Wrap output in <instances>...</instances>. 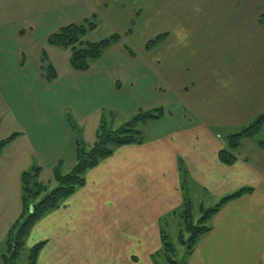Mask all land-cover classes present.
I'll return each mask as SVG.
<instances>
[{
  "label": "crops",
  "instance_id": "0c3cea01",
  "mask_svg": "<svg viewBox=\"0 0 264 264\" xmlns=\"http://www.w3.org/2000/svg\"><path fill=\"white\" fill-rule=\"evenodd\" d=\"M130 2L0 0V120L11 112L12 118L22 125L17 131L20 134L0 155L21 140L26 145L22 154L37 160L40 167L50 170L59 160L62 167L74 164V133L63 110H70L75 117L83 116L84 112L71 108V98L78 96L69 94L65 86L68 82H56L57 76L47 81L40 72L38 80H31L21 66L30 56L39 60L42 45L51 46L46 43L47 36L60 27L82 23L92 15L98 20L114 21L122 12L120 8L125 7L134 14ZM256 28L262 30L259 24ZM163 41L167 43L166 39ZM121 52L119 56L103 53L97 60L113 70L117 65H129L127 73L113 76L116 95L123 91L121 81H125V89L130 88L144 80L146 70H153L158 87L166 88L163 94L170 92L176 98L171 97L168 104L154 102L162 104L159 106L164 115L145 124L143 143L116 147L110 156L86 171L83 186L35 222L25 244L30 248L45 242L35 264H155L153 255L161 248V227L167 233L166 229L176 223L177 218L171 213L181 207L183 200L180 161L187 169L190 194L196 198L197 208L200 204L213 205L239 188H251L225 203L211 218L210 231L199 238L186 264H264V150L255 139L243 138L234 150L232 165L223 164L218 158L225 145L224 135L238 130L264 110V55L229 61L228 66L217 60L215 64L224 67H212L227 69L224 74L213 75L215 82L206 79L209 71L205 70L203 77L198 75L195 61L194 78L186 85L184 75L177 76L185 73L186 63L184 68H177L169 58L168 66L161 72L154 59ZM187 59L176 58V62ZM258 59L260 66L254 65ZM204 60L198 61L203 64L207 62ZM39 63L36 68L40 71ZM96 76L85 88L99 94L102 85L96 82ZM150 77L153 78L149 73L151 81ZM160 78L169 80V85H163ZM151 85L155 87L156 82ZM257 91L258 110L251 107ZM27 95H33V107H27ZM150 108L153 107H146ZM126 109H130L131 116L143 108L120 106L121 111ZM28 167L19 168V173L31 168ZM16 218L8 222L6 235Z\"/></svg>",
  "mask_w": 264,
  "mask_h": 264
},
{
  "label": "rangeland",
  "instance_id": "374dc122",
  "mask_svg": "<svg viewBox=\"0 0 264 264\" xmlns=\"http://www.w3.org/2000/svg\"><path fill=\"white\" fill-rule=\"evenodd\" d=\"M130 5H133L134 14L130 10L120 8L122 12L117 19L98 20L96 19L97 27L95 30L88 32L83 41H99L109 37L114 33L122 35V41H118L104 52V55L119 56L121 51H125L123 43L132 48L138 57L141 59H154L156 63L165 69L170 63L177 68L183 67L188 81L194 78L193 69L194 63L197 61L198 75L203 77V72L209 71L206 79L216 81L213 75L226 73L227 68L217 69L212 66H220L215 64L217 60L226 62L235 60H247L256 58L261 54L264 55V35L262 30L256 28L257 17L263 11V6L260 0H133ZM34 3V2H33ZM142 5L136 8V5ZM135 20V22H134ZM260 31V32H259ZM166 33L167 43L164 41L154 46L151 50L145 49V44L157 34ZM47 52L48 59L55 69L58 80L56 82H68L66 87L69 94L73 92L78 97L71 98V108L77 112H84L80 117H75L72 112L64 111L66 119H71L74 124V133L86 147L92 146L96 140V132L99 128L101 116L104 115L108 124L118 126L129 119L130 109L120 110V106L124 107H156L166 102L169 99L176 98L175 96L164 95L165 89L158 87V77L153 70L144 72V80L136 82L130 88L125 89V81H121L123 91L118 92L113 88V76H121L127 73L129 65H117L113 70L109 67H103L99 62L94 61L91 64L90 70L76 71L71 68L69 63L70 51L54 46L42 45ZM182 53H179L180 50ZM216 56H219L217 58ZM176 58L185 59L186 62H176ZM201 58L207 59V62L201 64L198 60ZM205 61V60H204ZM255 60H253L254 62ZM255 61L254 65H259L260 62ZM39 60L34 57L27 58V61L21 66L27 77L31 80L40 78L38 68ZM139 65L138 63H136ZM47 63L43 66L46 67ZM264 65V64H263ZM259 66L257 70L261 71ZM37 67V68H36ZM221 67H224L221 65ZM231 67V66H229ZM228 67V68H229ZM135 68V66H134ZM136 69V68H135ZM262 69V68H261ZM264 71V69H262ZM231 71V70H230ZM150 73L151 81L148 78ZM258 73V72H257ZM154 74V75H152ZM259 74V73H258ZM93 75H97L98 81L102 85L101 93L96 94L89 91L90 88L85 85ZM90 77V78H89ZM69 78L71 80L67 81ZM88 78V79H87ZM113 78V79H112ZM87 79V80H86ZM161 79V78H160ZM165 84L169 85V80L161 79ZM185 80L182 79V82ZM206 81V80H204ZM151 82H156V86L151 87ZM104 85V86H103ZM114 93H113V92ZM170 91V90H169ZM259 91V90H258ZM257 91V92H258ZM188 91H183L187 93ZM120 93V94H119ZM165 97H164V96ZM116 96V97H112ZM260 93H253L251 107L259 109L257 103ZM165 99V100H164ZM33 95H27V107H33ZM161 100V103H154ZM105 101L106 104L103 103ZM131 102L128 104V102ZM168 102V103H167ZM112 104L116 109H112ZM120 104V105H119ZM134 104V106H131ZM257 105V106H256ZM133 110H137L136 108ZM132 111V110H131ZM0 120V139H4L10 134L20 131L22 125L18 120H14L12 113L8 112L1 116ZM143 136L146 135L144 130L145 125H139ZM236 131V129H235ZM234 132V131H233ZM264 134V126L257 137ZM21 140H16L11 146L0 155V254L6 252V227L8 222L15 219L21 210V182L19 168L32 165L40 166L30 157L22 154L26 150V145ZM21 150V152L19 151ZM31 164V165H29ZM72 166V165H71ZM71 167H62V172L66 173ZM39 181L46 184L49 188L55 186L52 169L48 170L41 167ZM193 202V213L198 214L197 204L194 195L190 194ZM197 202V203H196ZM208 204V203H206ZM205 205V206H210ZM175 217V216H173ZM175 223V222H174ZM178 221L172 227L166 229L172 243L177 248V258L180 259L183 254L184 247L177 242ZM165 231V228H164ZM29 247L26 245L21 251L14 264H27V256Z\"/></svg>",
  "mask_w": 264,
  "mask_h": 264
},
{
  "label": "trees",
  "instance_id": "16d2710c",
  "mask_svg": "<svg viewBox=\"0 0 264 264\" xmlns=\"http://www.w3.org/2000/svg\"><path fill=\"white\" fill-rule=\"evenodd\" d=\"M261 2L263 11L257 17V22L264 33V0H261ZM96 26V15H92L91 19H86L82 23L67 24L50 33L47 36L46 43L54 47L68 49L70 51L69 63L71 68L76 71H87L91 64L103 55L105 50L121 40L120 34L114 33L99 41H83V37L88 32L93 31ZM166 36V33H160L149 39L145 44V49L151 50L162 42ZM123 47L129 56H135V52L128 45L123 44ZM39 62L41 76L47 81L53 80L57 74L52 63L48 60L44 48L41 49ZM44 63H47L46 67L43 66ZM163 112L162 106L139 109L127 121L118 126L108 124L104 115H102L96 132V140L90 147H86L81 143L74 133V124L70 118L67 119L74 133L75 162L66 173L62 172V161L59 160L53 166L55 186L51 188L39 181L40 166L34 165L30 169L21 172V210L7 231V248L6 252L0 254V264H14L21 251L25 248L27 236L35 222L45 213L60 207L67 197L77 188L83 186L85 184L86 171L96 166L102 159L110 156L116 147L143 143L145 138L139 125H145L149 121L161 119L164 115ZM263 126L264 110L238 130L224 135L225 145L218 152L220 162L226 165L234 163V150H236L243 138L255 139L259 147L264 150V134L261 137H257ZM19 134V132H14L6 138L0 139V152ZM179 172L183 200L181 207L173 211L171 215L178 220L177 242L184 247V251L180 259H178L177 248L164 231V226L162 225L160 232L161 248L153 255L155 264H186L187 258L193 252L199 238L210 231L211 218L218 210L228 201L251 191L249 187H242L224 195L213 205L205 207L200 204L198 216L196 217L193 213L187 169L182 161L179 162ZM44 244L45 242L41 241L29 248L27 264L36 263L39 251Z\"/></svg>",
  "mask_w": 264,
  "mask_h": 264
}]
</instances>
